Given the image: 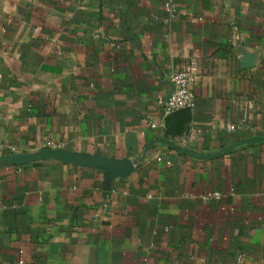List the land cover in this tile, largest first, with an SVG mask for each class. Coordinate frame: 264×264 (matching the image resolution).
Returning a JSON list of instances; mask_svg holds the SVG:
<instances>
[{"label":"crops","instance_id":"crops-1","mask_svg":"<svg viewBox=\"0 0 264 264\" xmlns=\"http://www.w3.org/2000/svg\"><path fill=\"white\" fill-rule=\"evenodd\" d=\"M165 4L0 0V156L138 161L0 167V264H264V0ZM194 58L196 106L165 118Z\"/></svg>","mask_w":264,"mask_h":264},{"label":"water","instance_id":"water-1","mask_svg":"<svg viewBox=\"0 0 264 264\" xmlns=\"http://www.w3.org/2000/svg\"><path fill=\"white\" fill-rule=\"evenodd\" d=\"M164 142L179 148V146L171 140L164 139ZM244 142H264V136L244 140ZM151 146L152 143L147 146L146 151L150 149ZM236 146L237 145L230 146L217 152H198L195 153V156L199 158H211L213 156L232 151ZM44 159H54L64 163L101 168L108 171L110 176H127L128 174L134 172L138 165L137 160H118L115 158H107L100 154L87 155L65 147H44L32 152H13L9 154H3L0 156V167L10 164L24 165Z\"/></svg>","mask_w":264,"mask_h":264},{"label":"built area","instance_id":"built-area-1","mask_svg":"<svg viewBox=\"0 0 264 264\" xmlns=\"http://www.w3.org/2000/svg\"><path fill=\"white\" fill-rule=\"evenodd\" d=\"M166 9L173 12L176 8L175 0H166ZM264 57V52H263ZM200 71L197 60L191 59L184 67L176 70L171 74V81L173 83V90L168 100L162 98L158 100L157 104L165 118L173 114L174 112L192 109L196 106V93L195 86L200 79ZM46 148H58L52 142L45 144ZM14 151V150H13ZM212 197L220 198L221 193L212 192L204 196V199ZM20 263H23L21 260Z\"/></svg>","mask_w":264,"mask_h":264}]
</instances>
